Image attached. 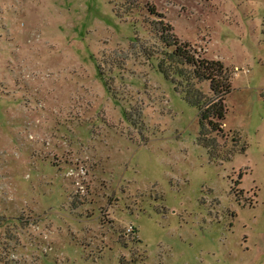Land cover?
Segmentation results:
<instances>
[{
    "label": "rangeland",
    "instance_id": "1",
    "mask_svg": "<svg viewBox=\"0 0 264 264\" xmlns=\"http://www.w3.org/2000/svg\"><path fill=\"white\" fill-rule=\"evenodd\" d=\"M0 264H264V0H0Z\"/></svg>",
    "mask_w": 264,
    "mask_h": 264
},
{
    "label": "trees",
    "instance_id": "2",
    "mask_svg": "<svg viewBox=\"0 0 264 264\" xmlns=\"http://www.w3.org/2000/svg\"><path fill=\"white\" fill-rule=\"evenodd\" d=\"M177 40L175 39V42L168 45L173 47L171 53L167 54L168 61L179 66L191 67V81L185 90L186 99L198 108L203 128L207 126L211 133L219 132L224 126L225 98L231 91L230 73L220 60L201 58L196 55V51L188 43H179ZM160 71L167 77L165 69L160 68ZM194 81H208L211 95L207 97L202 93L195 86ZM199 139L205 147L211 148V144L202 140L201 136Z\"/></svg>",
    "mask_w": 264,
    "mask_h": 264
},
{
    "label": "built area",
    "instance_id": "3",
    "mask_svg": "<svg viewBox=\"0 0 264 264\" xmlns=\"http://www.w3.org/2000/svg\"><path fill=\"white\" fill-rule=\"evenodd\" d=\"M131 228H132V227H128L127 230H132Z\"/></svg>",
    "mask_w": 264,
    "mask_h": 264
}]
</instances>
